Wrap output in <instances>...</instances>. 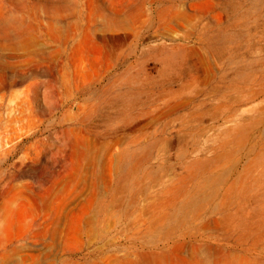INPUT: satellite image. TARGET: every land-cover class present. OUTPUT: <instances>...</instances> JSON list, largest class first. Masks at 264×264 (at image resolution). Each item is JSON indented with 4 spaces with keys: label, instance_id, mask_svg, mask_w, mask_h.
I'll use <instances>...</instances> for the list:
<instances>
[{
    "label": "rangeland",
    "instance_id": "obj_1",
    "mask_svg": "<svg viewBox=\"0 0 264 264\" xmlns=\"http://www.w3.org/2000/svg\"><path fill=\"white\" fill-rule=\"evenodd\" d=\"M0 55V264H264V0H0Z\"/></svg>",
    "mask_w": 264,
    "mask_h": 264
},
{
    "label": "bare ground",
    "instance_id": "obj_2",
    "mask_svg": "<svg viewBox=\"0 0 264 264\" xmlns=\"http://www.w3.org/2000/svg\"><path fill=\"white\" fill-rule=\"evenodd\" d=\"M5 46H6V45H5ZM152 49H153V48H152ZM2 50H3V49H2ZM33 52H34V51H33ZM154 53H155V51H154ZM0 56H1V55H0ZM140 60H143V58L140 59ZM4 72H5V70H4ZM5 73H6V72H5ZM6 78H7V77H6ZM4 81H5V80H4ZM12 81H13V80H12ZM2 85H3V84H2ZM14 85H15V84H14ZM7 89H8V88H7ZM10 89H11V87H10ZM4 96H5V95H4ZM5 98H6V97H5ZM9 98H10V97H9ZM12 98H14V97H12ZM3 99H4V98H3ZM3 99H2V100H3ZM11 100H12V99H11ZM14 100H15V98H14ZM16 100H17V99H16ZM18 100H19V99H18ZM27 100H28V99H27ZM7 101H8V100H7ZM7 101H6V102H7ZM22 101H23V100H22ZM2 102H3V101H2ZM21 103H22V102H21ZM29 103H30V102H29ZM25 104L27 105V103H25ZM31 104H32V103H31ZM10 105H11V104H10ZM10 105H9V107H10ZM30 106H31V105H30ZM26 107H27V106H26ZM33 107H34V106H33ZM0 108H1V107H0ZM3 108H4V107H3ZM25 109H27V108H25ZM21 113H22V111H21ZM27 113H28V111H27ZM12 114H13V113H12ZM3 115H4V114H3ZM2 117H4V116H2ZM15 119H16V118H15ZM0 122H1V121H0ZM26 124H27V123H26ZM30 125H31V124H30ZM26 126H27V125H26ZM6 130H7V128H6ZM0 131H1V130H0ZM1 132H2V131H1ZM9 132H10V131H9ZM8 134H9V133H8ZM20 134H21V133H20ZM20 134H19V135H20ZM5 135H6V133H5ZM0 136H1V135H0ZM6 136H7V135H6ZM15 138H16V137H15ZM18 138H19V137H18ZM10 139H11V138H10ZM0 140H1V139H0ZM12 141H13V139H12ZM12 141H11V142H12ZM9 142H10V141H9ZM4 145H5V144H4ZM4 145H3V146H4ZM7 145H8V144H7ZM8 147H10V146H8ZM15 147H16V146H15ZM3 151H5V150H3ZM3 151H2V152H3ZM11 151H12V150H11ZM4 153H5V152H4ZM3 156H4V155H3ZM19 161H20V160H19ZM29 168H31V167H29ZM14 170H15V169H14ZM16 170H17V168H16ZM14 172H15V171H14ZM19 174H20V173H19ZM19 176H20V175H19ZM12 178L14 179V175H13V174L10 175L9 178H7V179L10 180V179H12ZM43 179H44V178H43ZM45 179H46V178H45ZM2 180L5 181V178L2 179ZM8 180L5 182V185L8 184V182H9ZM33 181H34V180H33ZM33 184H34V183H33ZM5 185H4V187H5ZM113 190H114V189H113ZM112 197H113V196H112ZM105 198H106V197H105ZM115 198H116V196H115ZM115 198H114V200H115ZM109 199H110V198H109ZM11 200H12V199L9 198V197H8V199H5V202L3 203V207H6L5 204L10 203ZM109 204H110V203H109ZM105 207H106V206H105ZM107 208H108V207H107ZM103 209H104V208H103ZM105 209H106V208H105ZM107 210H108V209H107ZM103 211H104V210H103ZM0 214H1V213H0ZM104 214H105V216L107 215L106 213H104ZM2 216H3V215H2ZM2 216L0 215V230H1V222H2V220H3V217H2ZM101 220H102V219L100 218V220H98V221L101 222ZM103 220H104V219H103ZM182 232H183V231H182ZM174 233H175V232H174ZM56 245H57V243H56ZM48 246H49V250H48V252H47L46 255H48V256L50 257V254H51V253H50V245L48 244ZM205 258H206V257H204V259H205ZM206 261H207V259H206ZM206 261H205V262H206Z\"/></svg>",
    "mask_w": 264,
    "mask_h": 264
}]
</instances>
